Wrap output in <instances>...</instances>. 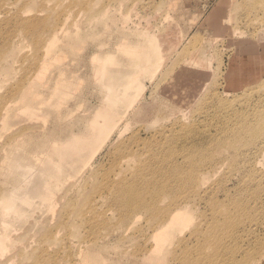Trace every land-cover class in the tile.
<instances>
[{
    "label": "rangeland",
    "instance_id": "374dc122",
    "mask_svg": "<svg viewBox=\"0 0 264 264\" xmlns=\"http://www.w3.org/2000/svg\"><path fill=\"white\" fill-rule=\"evenodd\" d=\"M259 57L264 0H0V264H264Z\"/></svg>",
    "mask_w": 264,
    "mask_h": 264
},
{
    "label": "bare ground",
    "instance_id": "6f19581e",
    "mask_svg": "<svg viewBox=\"0 0 264 264\" xmlns=\"http://www.w3.org/2000/svg\"><path fill=\"white\" fill-rule=\"evenodd\" d=\"M68 20V19H67ZM66 20V21H67ZM56 33V32H55ZM54 34V33H53ZM53 38H55V40H56V37L54 36ZM51 43H52V41H51ZM128 52V51H127ZM159 52V51H158ZM137 54V53H136ZM145 55V54H144ZM140 56H143V55H140ZM95 58H97L96 56H95ZM141 58V57H140ZM147 59L148 58V60H150V58H151V56L150 55H148V56H143V58H141L142 60L143 59ZM242 58H244V57H242ZM152 59V58H151ZM96 60V59H95ZM257 60H260V61H264V59L261 57H259V59H257ZM152 61V60H151ZM147 62V61H146ZM110 63V62H109ZM156 63V62H155ZM111 64V63H110ZM153 64V63H152ZM192 64L195 66V68H193L194 70L193 71H191L190 73H189V75H186V77H184L183 78V80H181L180 82H178V85L180 86L178 89L179 90H181V88H183V87H185V86H187L186 84H188L189 82H194L195 81V85L197 86V84H198V80L203 76V73H201L202 72V70H199V66H198V63H197V61H195L194 60V62H192ZM148 65H149V63H148ZM105 66V65H104ZM234 67V66H233ZM261 67L262 68H264V64H262L261 65ZM145 68V67H144ZM254 68H256V67H254ZM101 69V68H100ZM110 69H111V66H110ZM109 69V70H110ZM104 70H106V69H104ZM108 70V71H109ZM108 71L106 70V72L108 73ZM104 71H102L101 73H103ZM106 72H105V74H106ZM111 72V71H110ZM109 72V73H110ZM123 72V71H122ZM122 72L121 73H115V72H112V74H111V76L112 77H116V78H118V75H121L122 74ZM233 75H236V74H240L241 72L238 70V68L237 67H235L234 68V70H233ZM256 72V70H254V69H252V72H251V74H253V73H255ZM231 73H232V70H231ZM242 74V73H241ZM245 74H247V72H245ZM109 76H110V74H109ZM127 76H128V74H127ZM126 78H128V77H126ZM196 78V79H195ZM129 79H131V76H130V78ZM103 80H104V78H103ZM194 80V81H193ZM235 80L236 81H239V79L238 78H235ZM109 81V80H108ZM111 81V80H110ZM127 81V80H126ZM133 83H134V81H132ZM132 83V84H133ZM119 85H121L122 87H117V86H119ZM129 85H128V83H120L119 81L117 82L116 80H115V83H111L110 84V86H109V88H110V93H112L111 94V97L113 96V98H112V100L113 101H115V104H117V105H119L120 103H122L123 102V100L124 101H126L127 100V96H128V94H130L129 93V91L131 92V90H130V87H128ZM183 90V89H182ZM195 90V89H194ZM193 91H190V95H192L191 93H192ZM133 100V99H132ZM130 103H132V101L130 102ZM27 114V113H26ZM103 126V125H102ZM101 126V127H102ZM101 127H100V125H99V129H101ZM97 128V127H96ZM98 136V135H97ZM100 137V136H99ZM79 140V139H78ZM87 143V142H86ZM85 143V141H82V142H75V144L74 143H72V142H67V143H65L64 145H61V146H59V147H57V148H55V152H54V154L53 155H57L58 157H60V159H59V161L60 162H66L67 161V159L70 157V159H72L73 158V155L75 156V155H77L75 152H74V150L76 149V150H82V149H84L85 147H86V145H88V144H86ZM74 144V145H73ZM63 149H66V150H63ZM88 149V148H87ZM82 152V151H81ZM81 152H78V154L79 155H81ZM45 154V153H44ZM80 157V156H79ZM70 159H68V160H70ZM79 159V158H78ZM76 160H74V162H75ZM73 162V161H72ZM73 162V163H74ZM76 162H78V161H76ZM66 165V164H65ZM68 165V164H67ZM73 165V164H72ZM30 169H31V167H30ZM30 169H28V168H26V173L27 172H29L30 171ZM24 186V185H23ZM15 190V189H14ZM12 191H13V189H12ZM16 191V190H15ZM10 197H8V195H6V196H3L1 199V203H3V205H2V209H7V207H9L6 211H8L9 209H10V211L11 210H13V212L15 213V214H17L19 211H22L24 214H26L25 212H27L26 211V209H24L23 207L25 206V205H33L34 204V202H35V196H32V195H30V194H28V193H24L22 190H18V191H16V192H14L13 194H11V195H9ZM39 197H42V198H46L47 197V194H45V195H43V194H40V196ZM45 200V199H44ZM52 201V200H51ZM47 202V201H46ZM4 209V210H5ZM180 212V211H179ZM28 213V212H27ZM4 215H6V214H4ZM9 215V214H8ZM11 215V214H10ZM181 214H177V212H176V214H174V215H172V217H171V221H170V223H168V225L169 226H171V225H176V224H178V222H180L179 220H181V219H183V217L186 215V213H185V215H181V218L179 217ZM6 219V218H5ZM185 219V218H184ZM186 221V220H185ZM184 222V221H183ZM171 223H173V224H171ZM6 225V224H5ZM172 227V226H171ZM216 231V230H215ZM3 237V236H2ZM1 240V239H0ZM0 244L2 245H4V243H3V241L1 240L0 241Z\"/></svg>",
    "mask_w": 264,
    "mask_h": 264
}]
</instances>
